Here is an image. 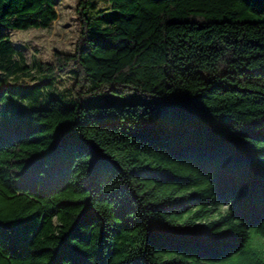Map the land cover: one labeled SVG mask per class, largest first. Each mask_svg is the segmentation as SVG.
<instances>
[{"label":"trees","instance_id":"1","mask_svg":"<svg viewBox=\"0 0 264 264\" xmlns=\"http://www.w3.org/2000/svg\"><path fill=\"white\" fill-rule=\"evenodd\" d=\"M107 1L29 87L57 4L0 0V264H264V0Z\"/></svg>","mask_w":264,"mask_h":264},{"label":"rangeland","instance_id":"2","mask_svg":"<svg viewBox=\"0 0 264 264\" xmlns=\"http://www.w3.org/2000/svg\"><path fill=\"white\" fill-rule=\"evenodd\" d=\"M58 9V19L46 29H31L28 31H9L16 49L25 58L24 64L30 67L27 73L17 72L9 78V81L23 86H32L39 79V74L33 68V59L38 57L45 62H51L55 51L67 54L75 52L77 42L81 34V23L77 14L78 0H55ZM110 4L107 0H97L96 10L109 11ZM14 61H20L21 57L15 55ZM74 78L65 75L57 80L55 86L46 91L40 101L31 103L30 100L16 99L24 108L40 106L47 99L57 97L71 103L73 100Z\"/></svg>","mask_w":264,"mask_h":264}]
</instances>
